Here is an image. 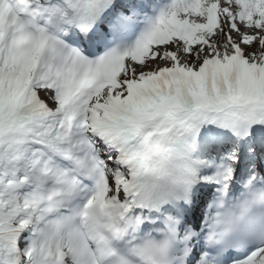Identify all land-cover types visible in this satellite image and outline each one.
Wrapping results in <instances>:
<instances>
[{
    "label": "snow or ice",
    "instance_id": "snow-or-ice-1",
    "mask_svg": "<svg viewBox=\"0 0 264 264\" xmlns=\"http://www.w3.org/2000/svg\"><path fill=\"white\" fill-rule=\"evenodd\" d=\"M0 264H264V0H0Z\"/></svg>",
    "mask_w": 264,
    "mask_h": 264
}]
</instances>
